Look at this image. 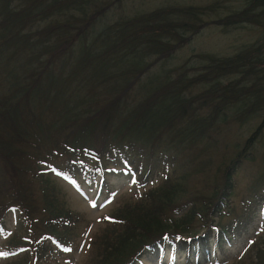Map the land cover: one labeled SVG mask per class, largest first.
I'll return each instance as SVG.
<instances>
[{
  "label": "trees",
  "instance_id": "obj_1",
  "mask_svg": "<svg viewBox=\"0 0 264 264\" xmlns=\"http://www.w3.org/2000/svg\"><path fill=\"white\" fill-rule=\"evenodd\" d=\"M116 1L0 0V226L17 210L9 247L29 251L13 264L29 263L28 253L44 258L56 250L52 239L69 248L77 235L81 217L55 208L52 170L102 175L103 186L118 170L140 184L162 176L115 207L88 264H136L168 242L182 254L210 253L264 215L263 192L242 213L230 207L234 177L264 138V38L233 57L167 67L209 14L219 25L264 29V0L223 17L219 4L174 5L104 23ZM256 169L264 175V155ZM195 176L202 180L191 186ZM239 264H264V237Z\"/></svg>",
  "mask_w": 264,
  "mask_h": 264
},
{
  "label": "rangeland",
  "instance_id": "obj_2",
  "mask_svg": "<svg viewBox=\"0 0 264 264\" xmlns=\"http://www.w3.org/2000/svg\"><path fill=\"white\" fill-rule=\"evenodd\" d=\"M248 1L249 0H122V2H118L117 0V5L108 12L103 21L104 23L111 24L117 21L122 15L132 16L135 15L137 11L142 13L159 7L174 5H198L199 7H206L207 5L219 4L221 7L218 9V12L220 16L223 17L242 10L247 6ZM217 18L219 17L213 14H209L205 17L207 22L206 25L199 33L194 35L190 44H187L169 59L167 67H176L182 64L193 66L195 62H197L196 56L199 57L204 54L220 58L233 57L244 52L247 48L263 42L264 29L259 25L252 22L237 23L236 25H219L216 22ZM159 69L160 66H157L155 72H158ZM193 92H198V89L195 88ZM257 122L260 124L261 120L249 123L251 130L255 127ZM223 152L224 151L220 150L219 153L222 154ZM263 155L264 138L260 143L256 155L254 154L255 160L250 162L247 161L243 167L244 169L234 177V190L230 203V207L234 209V214L236 207L237 211L242 213L243 202L250 198V195L259 192L264 193V182L262 180L264 175H261V170L257 171L256 169ZM0 157L2 156L0 155ZM3 162L4 159L2 157L0 158V164L6 168ZM28 164H30V162L25 161L23 163L25 166ZM1 165L0 170L3 169ZM12 167L13 166L10 165V169H6V171L8 170L13 174ZM52 171L56 176V179H53V183L58 191H60L59 193L56 192V198L62 202L60 205H57L52 199V196L49 199L56 204L55 208L62 212L67 211L68 206L73 212V220H77L78 216L81 217V221L76 228L78 232L72 240L73 244L71 249H68L66 254L62 255L52 248V251L46 252L44 258H40L39 261H37V259L33 258L32 253H28L27 260L29 263L25 264H88L94 256L95 242L97 240L96 236L105 233L107 231L106 227H111V224L109 223V225H107L105 221L108 220V217L116 209L115 207L129 198H137L144 189L140 187V184H135L128 173H122L121 177L113 175L108 176V182L104 186V192L103 194L100 193L102 195L99 196V189L102 186L101 182H99L100 175L92 180L88 175L85 177L81 175L78 177L68 175L69 177H67L64 173ZM29 173H34V171ZM197 173L203 172L198 171ZM2 177L3 175H0V181ZM160 178V175H155L150 185L152 187L156 186ZM201 180L202 177L195 176L194 179L190 181V185H197ZM75 183H78L80 186ZM254 189L257 191L254 192ZM252 192L254 193L252 194ZM39 200H41V198ZM44 204V206L47 205L45 199ZM228 211L229 209L226 210V213ZM234 214L230 216L234 217ZM4 222H6V228L4 230L0 229V264H13L25 255L24 249L16 248V250H13V248H9L8 250L6 248L9 247L12 232L19 227L18 223L20 219H17L14 213L11 212L6 215ZM263 237L264 215L260 212L245 233L240 237H234L223 251L215 247L216 249H214L213 252H216L215 255H221L224 260L228 259L223 264H239L240 261H245L256 256V247L260 245ZM50 244L54 246V243ZM166 253L165 257L161 256L158 250H155L153 253H148L145 255V263L196 264V262L189 263V259L180 251L179 253L166 251ZM206 259L207 257L205 256L204 261ZM204 261L201 262L204 263Z\"/></svg>",
  "mask_w": 264,
  "mask_h": 264
}]
</instances>
